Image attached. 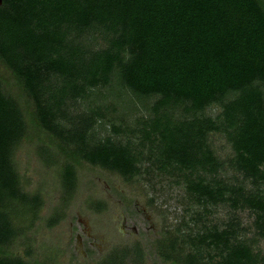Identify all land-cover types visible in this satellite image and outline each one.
<instances>
[{"label": "trees", "instance_id": "obj_1", "mask_svg": "<svg viewBox=\"0 0 264 264\" xmlns=\"http://www.w3.org/2000/svg\"><path fill=\"white\" fill-rule=\"evenodd\" d=\"M96 34L101 45L89 40ZM0 61L26 104L0 83V200L39 206L38 195L19 189L12 164L31 127L47 138L42 152L53 162L61 157L67 193L78 159L126 180L154 170L182 186L185 204L200 210L191 225L181 216L165 231L164 262L264 264V253L241 237L238 218L249 213L264 239V0H0ZM113 77L134 97L154 99L134 140L95 137L100 107L72 105ZM213 104L220 111L206 115ZM217 132L240 179L221 175L225 164L209 141ZM219 204L231 211L222 226L207 220ZM15 233L0 210V247ZM142 252L114 248L94 264H140ZM0 264L26 262L3 256Z\"/></svg>", "mask_w": 264, "mask_h": 264}, {"label": "rangeland", "instance_id": "obj_2", "mask_svg": "<svg viewBox=\"0 0 264 264\" xmlns=\"http://www.w3.org/2000/svg\"><path fill=\"white\" fill-rule=\"evenodd\" d=\"M89 40L102 44L98 34ZM0 83L4 94L25 108L18 81L1 61ZM153 100L123 91L113 77L110 86L95 89L86 99L72 105L76 109L100 107L102 115L92 128L95 137L125 142L128 138L134 140L135 135L130 133L149 116ZM219 111L220 107L213 104L205 114L215 116ZM209 141L225 164L221 175L230 181L233 176L240 179L228 164L232 152L224 136L218 132L210 134ZM41 147L50 148L47 138L29 127L13 149L18 187L27 195H38L40 203L35 208L6 196L1 198L0 210L8 213L16 233L0 247V257H18L26 264H94L114 248L136 245L143 251L140 264H172L164 262L158 252L165 244L163 238L168 237L165 231L171 229L175 218L183 216L188 222L194 211L200 210L196 204H185L182 186L174 183V178L153 170L126 180L113 171L78 159L73 162L75 185L67 193L61 157L56 156L57 161L53 162ZM259 187L264 193V183ZM210 212L207 220L219 226L231 216L225 204L211 208ZM238 218L241 237L264 253V239L254 233L253 217L242 212ZM191 224L192 221L188 222Z\"/></svg>", "mask_w": 264, "mask_h": 264}]
</instances>
